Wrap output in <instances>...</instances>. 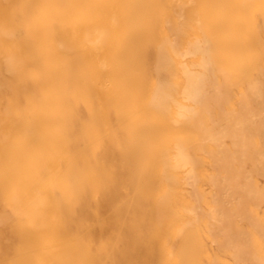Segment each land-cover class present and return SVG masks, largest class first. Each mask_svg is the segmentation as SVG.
<instances>
[{"label": "bare ground", "instance_id": "bare-ground-1", "mask_svg": "<svg viewBox=\"0 0 264 264\" xmlns=\"http://www.w3.org/2000/svg\"><path fill=\"white\" fill-rule=\"evenodd\" d=\"M0 264H264V0H0Z\"/></svg>", "mask_w": 264, "mask_h": 264}]
</instances>
